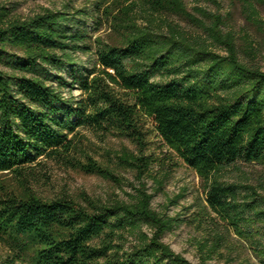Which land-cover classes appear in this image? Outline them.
Listing matches in <instances>:
<instances>
[{"label": "trees", "instance_id": "1", "mask_svg": "<svg viewBox=\"0 0 264 264\" xmlns=\"http://www.w3.org/2000/svg\"><path fill=\"white\" fill-rule=\"evenodd\" d=\"M88 2L27 18L0 4V176L14 174L22 187L0 185V243L8 248L1 264H207L234 251L236 237L264 264V185L224 177L237 162L264 163V70L241 59L220 15L207 30L226 54L171 24L166 33L155 15L188 14L184 0ZM245 10L264 29L251 0ZM91 15L98 25L105 18L117 40L94 46L81 24ZM148 119L204 181L206 203L194 218L207 230L199 263L165 242L183 219L157 211L145 185L128 200L84 202L44 199L27 186L40 159L117 180L77 143L80 129L135 143L141 154L118 157L142 178L152 165Z\"/></svg>", "mask_w": 264, "mask_h": 264}, {"label": "rangeland", "instance_id": "2", "mask_svg": "<svg viewBox=\"0 0 264 264\" xmlns=\"http://www.w3.org/2000/svg\"><path fill=\"white\" fill-rule=\"evenodd\" d=\"M88 1L0 0V4L8 7L12 16L27 18L46 8L61 10L68 7L70 12L85 7L91 8ZM251 1L264 21V4H259L257 0ZM184 3L188 14L168 12L155 15L157 20L160 17L165 19L166 33L169 31L167 24H171L188 36L208 40L213 50L226 54L225 47L216 44L207 30L214 18L220 15L222 18L220 29L225 35H234L241 59L264 70V29L250 20L245 10L246 0H184ZM142 13L140 23L144 24L148 16ZM96 17L91 15L89 18H82L81 24L88 31L89 41L95 46L99 41L117 40L118 35L110 28L109 22L103 18L102 24L98 25L95 21ZM252 48H254L253 53ZM90 55H81V57L84 60L87 57H94ZM0 67L3 68L2 65ZM80 94V90L74 89V95ZM145 130L147 144L144 153L151 157L152 165L142 178L138 177L135 169L123 166L119 162L118 154L125 149L141 154L135 143L125 137L101 136L91 129H80L77 143L98 163L110 169L117 180L87 173L66 162L40 159L41 163L31 168L33 174L27 186L44 199L67 195L84 202L86 197L102 201L128 200L129 194L145 185L148 192L154 195L152 205L157 211L183 219L182 223L166 234L165 242L193 263H199L197 245L206 237L207 230L199 226L194 218L197 217L199 205L206 203L204 181L164 142L152 119L146 120ZM224 177L230 181L252 184L260 189L264 185V163L237 162L225 171ZM3 184L22 190L15 175L11 173L0 176V185ZM236 245L238 246L234 251L226 252L224 257H217L207 264H261L246 242L236 237ZM6 255L8 248L0 243V264Z\"/></svg>", "mask_w": 264, "mask_h": 264}]
</instances>
